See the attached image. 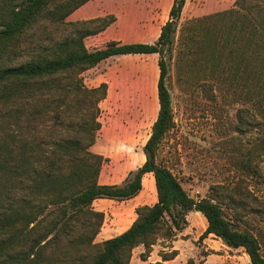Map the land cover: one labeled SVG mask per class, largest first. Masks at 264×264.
I'll return each mask as SVG.
<instances>
[{
    "label": "trees",
    "instance_id": "trees-1",
    "mask_svg": "<svg viewBox=\"0 0 264 264\" xmlns=\"http://www.w3.org/2000/svg\"><path fill=\"white\" fill-rule=\"evenodd\" d=\"M90 1L0 0V264H131L140 246L146 261L159 239L174 237L166 213L176 209H181L178 219L189 211L206 218L200 241L214 235L229 248H243L252 264H264L260 239L241 229L244 216L260 215V208L249 204L238 188L224 186L197 200L158 161L159 147L175 123L166 56L173 51L187 0H174L154 44L111 41L96 50L87 48L86 38L106 31L116 18L67 21ZM235 5L204 20H218V36L229 18L225 41L234 21L242 22L243 36L249 29V54L244 51L243 59L248 77L258 79L256 74L264 72V0H235ZM252 45L258 48L252 50ZM152 54L159 56V112L143 148L145 163L123 183L102 185L101 171L109 158L92 148L108 85L90 88L83 74L115 56ZM256 55L262 58L253 66ZM239 118L244 125L241 113ZM261 146L264 157V142ZM148 173L155 178L157 202L136 208V220L122 234L96 242L105 215L94 209V202L136 198ZM224 207L234 211L231 219ZM160 256L153 264H167L178 252Z\"/></svg>",
    "mask_w": 264,
    "mask_h": 264
},
{
    "label": "rangeland",
    "instance_id": "rangeland-1",
    "mask_svg": "<svg viewBox=\"0 0 264 264\" xmlns=\"http://www.w3.org/2000/svg\"><path fill=\"white\" fill-rule=\"evenodd\" d=\"M173 2L96 0L94 4L108 9L106 16L112 15L115 7L137 9L139 14L149 11L155 32L169 20ZM234 9L235 0H187L174 36L173 51L170 57L166 56L167 86L175 123L159 147L158 161L197 200L210 196L216 186L238 188L249 204L261 210L260 215L246 214L241 229H248L260 239L264 256V157L261 155L264 72L256 74L258 79L248 77L243 52L248 57L245 37L249 29L243 36L241 21L233 22L231 35L225 41L227 34L223 30L230 27L229 18L218 36L215 33L218 20H204ZM136 14L123 16L121 24L125 25ZM186 37H190L187 47ZM112 40L105 36L99 43L100 49ZM257 48L252 45V50ZM157 58L159 60L158 55ZM261 58L256 55L252 65L258 66ZM148 64L149 57H114L83 74L90 88L103 83L108 85L107 97L100 103L102 126L92 148L95 153L109 158L101 171L99 181L102 185L123 183L131 172L145 163L143 148L159 112V68L158 64L155 68ZM143 185L136 199L124 202L98 199L94 202V209L105 215L96 242L122 234L136 220V208L157 202L154 175H146ZM224 211L228 218L234 216L232 209L224 207ZM180 212L181 209H176L166 213L174 237L159 239L146 261L140 257L144 247L136 248L131 264H153L161 261L162 253L174 250L178 256L167 264H252L243 248H229L214 235L200 241L208 226L206 218L201 213L189 211L182 212L178 219ZM179 222L180 228H177Z\"/></svg>",
    "mask_w": 264,
    "mask_h": 264
},
{
    "label": "crops",
    "instance_id": "crops-1",
    "mask_svg": "<svg viewBox=\"0 0 264 264\" xmlns=\"http://www.w3.org/2000/svg\"><path fill=\"white\" fill-rule=\"evenodd\" d=\"M95 1L96 0H92L83 7H81L80 9H78L77 11H75L73 14L69 16L68 20L72 22L86 21V20L102 18L108 15L107 12L109 10L102 9L104 6L101 8L96 7L94 4ZM136 10L137 9L125 10L123 8H116V7L114 8V10H111V14L116 18V20L108 27L106 31L98 35L86 38L85 43L87 48L90 50L100 49L99 43L105 36L109 38L111 37L113 39L112 41H117L122 44H133V43L154 44L158 40L161 34V28L164 24H162L154 32V21L152 20L149 11H147L146 13L143 12L142 14H139ZM128 11L130 12L127 14ZM133 14H136L134 15L135 17L133 19H128V22H125V25L121 24L123 16L133 15ZM125 38H127V40H125ZM127 56L149 57L148 66L150 68H155V66L158 64L157 54L124 55V56H115V57H127ZM148 174H152V173H148ZM146 175L144 176V178L146 177ZM143 189H144V185H143Z\"/></svg>",
    "mask_w": 264,
    "mask_h": 264
}]
</instances>
